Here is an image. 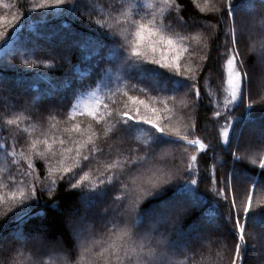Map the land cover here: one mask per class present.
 I'll list each match as a JSON object with an SVG mask.
<instances>
[{
    "label": "snow or ice",
    "instance_id": "6c2138e0",
    "mask_svg": "<svg viewBox=\"0 0 264 264\" xmlns=\"http://www.w3.org/2000/svg\"><path fill=\"white\" fill-rule=\"evenodd\" d=\"M71 2L41 0L33 9ZM134 7L130 0H106L107 19H95L92 12L87 16L92 24L111 34L123 52L119 67L122 75L118 79L126 78L125 70L130 72L143 65L156 66L163 74L180 79L169 92L167 85L156 89L139 87L126 78V87H118L113 94H119L120 101L113 100L111 104L95 98L93 92L83 107L69 100L70 107L66 109L63 97L55 103L37 105L41 124L51 121L50 128L59 135L45 132L38 138H25L27 150L20 153V161L15 159L13 145L11 163L20 179L14 177L11 181L18 185L15 190L0 191V206L7 205L0 220L6 223L8 214L21 206L31 209L43 192H48L53 202L44 212L36 213L38 220H30L29 231L5 235L0 223V264H46L43 257L53 252L66 254L64 264H179L174 259L177 256L186 257L188 264H201L197 257L208 252L209 264H214L216 253L204 243L211 236L215 237L210 241L213 248L223 247L228 254V264H250L243 255L249 241L257 242L259 255L264 257L260 243L264 233L248 225L250 214L264 212V206L258 205V211L253 208L256 191L264 205V183L237 179L238 172L249 168V163H258L264 170V119L257 120V115L264 117V0H243L239 11L234 0H204L203 7H196L208 15L191 23L181 15L183 10L177 0H161L159 12H134ZM92 8L95 11L94 3ZM20 18L19 12L13 13L11 19L0 16V40ZM209 19L215 24L207 23ZM176 27L201 33L199 39L204 43L195 67L185 68L183 59L189 52L185 40L197 37L181 35ZM71 53L69 46L64 57L68 63ZM17 63L35 68L40 62L18 59ZM44 66L54 67L55 62ZM218 68L221 83L213 92L212 73ZM10 100L11 96L0 88V133L11 134L8 126L12 125L19 129L18 116L6 118ZM78 117L84 120L77 122ZM201 118L203 131L209 132L211 139L197 135L202 130ZM62 121L70 127L61 131ZM130 124L145 125L175 138L177 143L156 148L150 137L143 143H130ZM169 148L179 156L169 157ZM189 148L195 154L186 155ZM209 153L212 160L221 161L219 166L213 164L210 173ZM37 160L47 166L42 180ZM202 171L211 185V195L226 207L225 220L231 223L232 233L216 221L208 223V233L197 227L184 237L186 222L200 206L196 200H176L165 204L162 211L143 213L145 201L162 196L168 186L181 181L198 185ZM57 187L77 191L80 199L62 206L55 196ZM107 189L111 192L98 218L77 215L78 208L87 213L95 203L89 200V194L103 195ZM69 233L74 245L68 239ZM77 254L79 258L74 259Z\"/></svg>",
    "mask_w": 264,
    "mask_h": 264
},
{
    "label": "trees",
    "instance_id": "16d2710c",
    "mask_svg": "<svg viewBox=\"0 0 264 264\" xmlns=\"http://www.w3.org/2000/svg\"><path fill=\"white\" fill-rule=\"evenodd\" d=\"M41 0H0V16L11 19L13 13L21 14L20 21L14 28L10 29L3 40H0V88L6 91L10 96L9 107L7 109L6 118L19 117V129L15 125L8 126L12 129L11 134L8 132L0 133V191L4 193L9 190H15L18 185L11 183L13 178L20 179L19 173L16 172L15 166L11 163L13 145H15L17 161L21 160L20 153L27 150V145L24 144V139L31 140L38 138L42 133L47 132L49 136L59 135L54 129L50 128L51 121L46 124H41L37 114V105L43 103H55L63 97L64 107H70L68 101L83 107L92 99V93L95 92L97 99L111 104L113 100L119 102L121 97L116 93V89H124L128 84L126 78L132 83H138L139 87H148L156 89L167 85L170 92L176 86V81L179 77H173L172 74H163L156 66L143 65L128 72L125 70V79H118L122 74L119 71L120 62L123 59V52L117 46L114 38L106 30L100 29L92 24L87 16L90 12L93 13L95 19H107L108 9L105 8L106 0H72L71 3L60 7H50L46 9H33ZM135 5L133 11L159 12L161 0H130ZM92 3L95 5V11L92 8ZM183 10L181 15L184 19L191 23L194 20L207 16V13H201L196 7V4L204 6V0H177ZM236 9L243 5V0H234ZM123 20V18H119ZM207 23L215 24V20L209 19ZM175 31L181 35H191L197 37L195 40H185L186 46L189 47V52L184 54V67H195V63L199 60V52L203 48V41L199 39L201 33L187 30H182L176 27ZM259 40L260 37H255ZM223 37H221V42ZM69 46L72 47L71 63L64 60L68 55ZM56 58L54 61L53 58ZM18 59H35L38 60L39 66L35 68L27 67L22 63H17ZM55 62L54 67H45V63ZM222 67V64H221ZM218 68L213 71L212 91L220 85ZM205 91L208 90V85H204ZM26 101L23 107L20 103ZM195 115V114H194ZM34 117V118H33ZM264 119L257 115V120ZM67 120V116L64 117ZM84 120V117H78L77 122ZM176 123V121H173ZM66 125L63 121L59 124L62 131ZM84 125L82 124V127ZM107 127V125H105ZM204 121L201 118V131L197 135L204 137L206 140L211 139L209 132L203 131ZM27 128V131H23ZM128 140L130 143H143L147 137L151 138L152 143L156 148L166 147L177 143L176 139L162 133H157L155 130L148 128L145 125L130 124L128 126ZM169 157L174 154V148L168 149ZM194 150L189 148L186 155L190 156ZM143 155V153H139ZM254 158V157H253ZM221 161L209 159L207 161V169L211 172L213 164L219 166ZM37 171L41 173L42 180L47 175V166L43 160L35 161ZM26 167V164L23 165ZM199 167L203 170L204 164ZM246 170L239 171L237 179L241 182L255 179L258 183H264V170L259 169L256 165L248 164ZM211 185L209 184L206 175L201 173V182L198 185H191L187 181H181L177 184L167 187L162 196H154L141 206L143 213L150 214L162 211L165 204L176 200H196L199 201V208L194 213L193 217L186 222L183 236L193 232V229L199 227L202 233L210 231L211 223L219 222L223 228L232 233L231 223L225 220L227 213L226 207L222 201L211 195ZM111 189L104 191L103 195L99 193L89 194V200L94 201L87 213H84L82 208L77 209V215L86 214L89 218H98L100 208L106 202ZM56 198L62 206H68L80 199L77 191L67 192L61 191L59 187L56 189ZM243 189L240 190V197L243 198ZM253 208L257 211L260 204V192L253 193ZM53 202V198L48 192H43L39 201L32 205L31 209H26L24 206L18 208L15 213H9V218L6 223L0 220L3 224V234H16L19 231L30 230V220H38L36 216L38 212H44L48 205ZM7 205L0 206V217L3 216ZM102 210V209H101ZM30 212V214H29ZM209 223V224H208ZM249 227L255 226L258 232L264 233V212L248 217ZM97 236V239H101ZM68 239L74 245V238L68 234ZM263 239V238H262ZM215 237L211 236L210 241H214ZM206 240L204 243L216 253L214 264H228V254L223 247H214L211 242ZM264 243V242H263ZM255 241H249L248 245L243 249L245 261H250V264H261L264 257L253 255ZM30 255V253H26ZM192 253H189L191 256ZM78 254L74 259H78ZM46 264H64L67 256L63 252H53L43 257ZM179 264H188V259L183 256L174 258ZM201 264H209L211 256L205 252L202 256L197 257Z\"/></svg>",
    "mask_w": 264,
    "mask_h": 264
},
{
    "label": "rangeland",
    "instance_id": "374dc122",
    "mask_svg": "<svg viewBox=\"0 0 264 264\" xmlns=\"http://www.w3.org/2000/svg\"><path fill=\"white\" fill-rule=\"evenodd\" d=\"M239 175H242V174L238 173V176H239ZM263 242H264V238L261 239V241H260V243H261L262 246H264V243H263ZM256 243H257V242H256ZM254 248H255V249H254L255 251H253V255L256 257L257 255H259V251H258V248L256 247V244H254Z\"/></svg>",
    "mask_w": 264,
    "mask_h": 264
}]
</instances>
